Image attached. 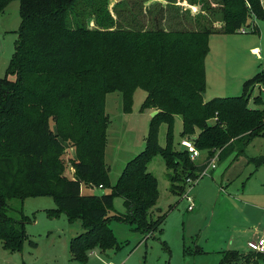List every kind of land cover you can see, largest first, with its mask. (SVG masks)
Masks as SVG:
<instances>
[{
	"label": "trees",
	"instance_id": "16d2710c",
	"mask_svg": "<svg viewBox=\"0 0 264 264\" xmlns=\"http://www.w3.org/2000/svg\"><path fill=\"white\" fill-rule=\"evenodd\" d=\"M11 1L0 0V12ZM217 1L222 15L219 30L167 32L125 26L120 11L125 14L137 8L139 0H18L15 47L0 77V241L4 247L19 249L26 236L24 219L9 215L12 199L22 201L26 196H50L56 205L50 214L65 211L69 221H82L83 231L69 241L72 259H84L95 245L117 248L111 220L141 232L162 231L164 215L150 214L158 196L156 178L146 169L151 153L159 152L170 168L174 193L181 194L185 179L197 178L201 172L188 151L172 142L175 115L182 119L180 135L191 139L199 151L206 150L208 157L218 152L219 162L234 161L255 136H264V111L247 104L249 90L264 81V71L243 81L239 95L203 98L209 35L239 32L249 13L264 18L260 0ZM137 88L146 92L142 106L158 110L154 117L159 115L167 124L166 146L157 143L151 127L146 148L126 163L111 187L104 161L106 94L119 91L128 111ZM65 144L75 153L69 159L71 177L63 174ZM249 161L259 167L264 155ZM82 186L110 190L83 193ZM116 195L122 197L123 212L111 210ZM227 255L235 264L264 260V252L250 250H231Z\"/></svg>",
	"mask_w": 264,
	"mask_h": 264
},
{
	"label": "rangeland",
	"instance_id": "374dc122",
	"mask_svg": "<svg viewBox=\"0 0 264 264\" xmlns=\"http://www.w3.org/2000/svg\"><path fill=\"white\" fill-rule=\"evenodd\" d=\"M260 4L264 11V0ZM120 16L126 27L141 31L193 32L203 28L219 30L222 25L217 0H203L199 5L191 4L190 0H139L137 8L125 14L120 11ZM19 22V2L13 0L0 12V77L5 75L14 51ZM242 28L244 31L232 34L209 35L211 51L204 61L208 70L205 100L239 95L243 81L264 71V18L249 13ZM218 50L223 53L222 61L217 56ZM225 76L229 78L223 83ZM258 95L255 85L249 90L247 104L264 111ZM145 97L146 92L137 88L130 109L124 111L119 91L106 94L104 161L109 166L107 179L111 187L117 183L126 163L146 148L151 127L157 143L166 146L167 124L159 115H152L153 109L142 106ZM181 125V116L175 115L172 142L177 148H184L180 141L188 139L180 135ZM217 153L208 157L206 150H200V156L192 160L200 171L211 163L216 168L200 175L191 185L196 206L187 210L183 192L171 190L170 168L161 154L153 151L146 169L156 178L158 196L150 214L153 218L164 215L162 231L141 232L131 224L111 220L109 225L119 246L102 249L95 245L85 252L84 259H72L69 251L70 239L83 231L79 218L71 222L65 211L50 214L49 210L56 207L50 196L12 199L9 215L16 220L24 219L26 236L15 250L4 247L0 241V264H235L228 252L246 253L250 250L247 241L256 234H264V164L256 167L249 161L250 157L264 155V136H255L245 153L232 163L219 162ZM74 154V148L65 144L62 158L63 174L67 177L73 176L69 159ZM109 190V187H81L83 193ZM122 201L118 195L113 197L112 212L124 211ZM29 241L37 245L33 247Z\"/></svg>",
	"mask_w": 264,
	"mask_h": 264
},
{
	"label": "built area",
	"instance_id": "2783aa9c",
	"mask_svg": "<svg viewBox=\"0 0 264 264\" xmlns=\"http://www.w3.org/2000/svg\"><path fill=\"white\" fill-rule=\"evenodd\" d=\"M260 1L262 3L263 0H260ZM239 31L240 32L244 31V28H241ZM255 85L258 86V92H259L258 96L261 99L262 103L264 104V84L256 83ZM180 143L184 147V149H186L188 151L189 156L192 160H194L200 156L199 149L194 145V142L191 139H189V138L188 139H182L180 141ZM214 166H215L214 163H211L209 165V167H212V168ZM209 167L207 169L202 170L199 173L198 177L200 175L206 174L208 172ZM197 178L187 177L185 179V186H184V190L182 193L183 194L182 198L185 199V201L187 203V205H186L187 210H192L195 206V203H194L193 197L190 193V190H191V185L197 180ZM247 247L250 249V251L264 252V234L248 240L247 241Z\"/></svg>",
	"mask_w": 264,
	"mask_h": 264
},
{
	"label": "crops",
	"instance_id": "0c3cea01",
	"mask_svg": "<svg viewBox=\"0 0 264 264\" xmlns=\"http://www.w3.org/2000/svg\"><path fill=\"white\" fill-rule=\"evenodd\" d=\"M167 1H168V0H167ZM11 2H12V1H11ZM169 2H170V1H169ZM9 3H10V2H9ZM9 3H8V4H9ZM111 3H113V2H111ZM8 4H7V5H8ZM4 9H5V8H4ZM19 23H20V22H19ZM16 30H17V29H16ZM221 44H222V42H221ZM227 44H228V43H227ZM226 46H228V45H226ZM228 47H229V46H228ZM210 51H211V48L209 47V51H208L206 57L209 55ZM217 56H218V57L220 56L221 61L223 60V53H222L221 51L218 50V52H217ZM206 57H205V58H206ZM216 67H218V66L216 65ZM216 67H215V68H216ZM223 68H224V67H223ZM211 69H212V68H211ZM217 70H219V68H217ZM207 76H208V70H207L206 63H205V78H206V80H208V77H207ZM218 77L220 78L221 76H218ZM228 78H229L228 76H225V77L223 78L222 82H223V83H226V82L228 81ZM206 83H207V82H206ZM211 85H212V84H211ZM203 98H204V97H203ZM204 100H205V98H204ZM228 160H230V158H228V159L225 160V161H228ZM232 162H233V161H232ZM232 162H230V163H232ZM214 168H216V166H214L213 168H212V167H209V169H214ZM209 169H208V170H209ZM242 189H243V188H242ZM193 200H194V199H193ZM194 203H195V200H194ZM195 206H196V203H195ZM195 206H194V207H195ZM193 209H194V208H193ZM193 209H192V210H193ZM257 236H260V235H259V234H256L253 238H255V237H257ZM253 238H251V239H253ZM249 240H250V239H249Z\"/></svg>",
	"mask_w": 264,
	"mask_h": 264
},
{
	"label": "water",
	"instance_id": "95a60500",
	"mask_svg": "<svg viewBox=\"0 0 264 264\" xmlns=\"http://www.w3.org/2000/svg\"><path fill=\"white\" fill-rule=\"evenodd\" d=\"M158 112V110H154L152 115H155Z\"/></svg>",
	"mask_w": 264,
	"mask_h": 264
}]
</instances>
